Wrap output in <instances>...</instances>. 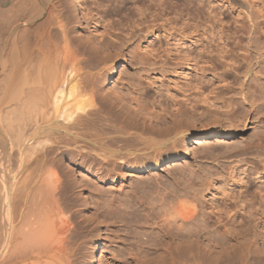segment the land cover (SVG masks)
<instances>
[{
  "label": "bare ground",
  "instance_id": "bare-ground-1",
  "mask_svg": "<svg viewBox=\"0 0 264 264\" xmlns=\"http://www.w3.org/2000/svg\"><path fill=\"white\" fill-rule=\"evenodd\" d=\"M135 1L137 4H141V6L138 4L136 11L139 10V12L133 14L143 16L133 22L135 24L140 20L139 24L143 23L144 27H147V29L156 26L155 24H152L150 20L155 21L156 19H162L165 12H167V0ZM190 2L194 3L195 1L191 0ZM67 4L66 0H0V94L1 92H6L5 95H0V264H71L73 262H71V259L75 258L83 239L85 240L90 235L95 236V234L99 233L97 231H99L100 224L106 222V217L102 220L99 219L100 212L97 213V209L99 211V208L101 207L99 203L94 202L97 206V209L94 212L96 217H94V215H88L89 219L88 217H85L87 214L82 213V211L87 212L88 210L81 211L77 208L81 205L79 197L76 195L77 193H75V188H77V186L69 176H63L66 177L65 179L63 178V180H60V178L54 180V178L50 176H52L51 174L55 173V171L49 174L50 176L46 174L49 178L38 174L42 179L40 180L39 178L40 184L33 182L35 179L32 180V183L36 184L35 188L33 187L35 190L33 188L31 190H26L29 187V182L31 184V181H26L27 184H24L26 179L20 180V182L22 181L23 183L18 185L19 180L17 181V176L14 174L18 172L19 169H21L19 171H23V168L26 167L24 164L25 162H31L30 166H32V169L36 172L39 168L40 170L41 168L46 170L49 165L47 164L48 162H56L59 155L62 156L64 153H68L71 149L69 147L75 145L74 147H79L80 149H77L81 155L80 160L82 157L84 158L88 156L92 157L93 160H98L97 162L101 161V164L103 163L105 165H101L103 167L99 169L96 168V176L99 178L101 175L103 176V174L110 176L115 173L117 170L115 167L117 166H128L132 172L134 170L146 171L149 165V160H152L153 163L155 162L157 165L163 162L167 159L169 150L175 148L180 141L175 137L188 131L189 126L195 127L196 125L195 122L186 121L188 128H185V126H183L185 119L177 118L179 121L177 120V122L175 120V123L172 121L173 123L171 124L173 125H169L170 127H158L163 124L161 122H165L166 117L164 115L157 113L156 111L144 112L145 110H143L144 108L140 103L138 104L139 106L137 105L138 111H132V108H130L131 106H125V101L122 100L123 96L121 97L117 94L109 99L105 98L106 96L101 95L103 99L105 98V101H108L106 104L107 107H104L103 105H100L102 103L101 101L100 104L98 103L97 98L100 96V93L96 88V84L93 81L92 83L91 80L87 81L88 77L85 78L87 81L86 83L83 78L84 85L81 83L82 81L80 83L78 82V84H76V81V83H72L67 89V85L71 83L69 73L73 72V64L75 60L80 57L77 56L78 54H80L81 57L84 56V60L83 58V61L80 60L81 62L85 61L84 66H87L88 68L90 67V69L96 68L102 63L113 60L111 52L114 45H120L123 47L125 44L127 45V43L131 42L130 40L134 39V35L136 34H133V29H130L126 34H122L124 31L121 29L119 31L122 32L118 33L116 29H120V27L114 28L109 25L106 28V33L108 34L107 39H100L98 37L96 38V40L98 39V42L95 43V47L91 44L87 45L88 43L86 41H88V39L85 40L81 35L77 36L71 33L74 30L71 31L72 27L70 28L69 25L73 22L74 16L71 14V8H69ZM83 4L82 0H78L77 7L80 5L83 8ZM215 17L216 15L212 18ZM144 22L151 23L152 25L146 24V26ZM158 25H160V23ZM211 25L213 26V24ZM260 29L255 22H253V24L249 23L248 25L243 23L235 32L226 35L227 39H230L232 34L237 35V40L235 38L236 41L233 42L231 47L228 46L229 40L227 43L222 37L223 35H219V38H223L225 41L224 44L221 46L215 45L208 50L210 53H212V51H218L217 60L219 59V62L222 58L229 59L231 61L229 66H231L232 71L237 76L239 73L242 74L244 80L240 83L237 82L239 83V86L236 87L235 84L231 85L229 82L225 83L224 86L226 91H235V93L229 97V102L225 104L227 107H231L228 111L229 114L227 113L229 116L226 117L225 120L215 115L212 116L213 119L209 120L206 124H201V129L204 131L203 137L214 134L226 138L236 129V123H238L237 126L243 125L245 119L251 113L254 114L253 116L255 119H262V116L264 115V28L262 30ZM212 35L215 36L216 34L212 32ZM244 35H247V38ZM209 39L212 38L210 37ZM211 41L212 40H210V42ZM209 47H211V45ZM135 48L137 47L135 46ZM100 49H104L106 55L101 57L99 53ZM205 49L207 50V48ZM134 53H136V50L133 54ZM198 54L200 53L198 52ZM115 55L117 56V60L120 59L122 55L121 51H117ZM135 55H131L132 57L134 56L132 60L138 57ZM141 56L143 57V55ZM197 56L195 57L198 58L199 56ZM211 57L213 56L210 55L209 58ZM196 58L194 61H196L197 64L198 59ZM187 59L190 61V59L193 58L188 57ZM208 59L205 61L207 63L209 61L211 62L212 58ZM72 60H74L73 63L71 62ZM140 60L145 62L144 60L146 59L143 57L142 59L140 58ZM202 60L203 58H201L200 61ZM217 60H214V63L217 64ZM143 62L139 63L146 64ZM68 63H71L70 67L67 66ZM221 64L223 65V62H221L220 65ZM104 66L106 65L104 64ZM67 73L68 75L66 77L65 75ZM248 75L251 76L245 83V77ZM62 76H65L66 79L63 80L64 78L62 79ZM222 81H225V77L219 79V83ZM64 84L65 86H63ZM217 88L219 87L217 86ZM87 93H89V97L87 96ZM76 95L77 100L73 101L75 102L74 105H71L73 108L71 110L68 109L70 111L66 110V113H64L65 110H63V114H59L60 103L66 97H74ZM225 98L224 94L219 91L216 97L214 96L213 98L215 100L210 98L213 103L208 100L209 98L205 97H203V101H208L210 104L216 105L215 102L220 103V101ZM99 99L104 101L101 98ZM131 99L132 100H129L130 103H132L133 100L134 102L138 100V98H135L134 96ZM179 100L176 101L177 107L173 111L177 115L175 116L179 117L183 114H187L188 116L189 114V117L196 118L195 114L199 112H197L199 105H195L197 100L195 101V104L192 106L190 105L191 107L186 105L187 101H185V105H183L182 100ZM200 101H202V99H200ZM118 103H121V106H119L120 104ZM122 103H124V105H122ZM51 106L52 108L50 109ZM183 106L185 108H183ZM210 110L211 108L204 107L199 114L200 116L205 113L209 114ZM216 111L219 112L218 109H216ZM58 115H64V117L62 116V119L65 122L56 119ZM147 118L150 120L155 118L158 123L156 124V122H154L155 124H153L151 122L148 124L146 122ZM71 120H73L72 123H70ZM260 134L255 138L253 137L249 139L245 145L238 148H232L230 151L228 150L227 152H229L230 157L256 152L257 154L255 157L248 156L246 159L252 165H255V168L259 167L257 165H260V162L264 161V158L261 159V157L259 158L258 156L261 154L264 155V134ZM170 139H174L171 147L163 149L161 147L162 144ZM79 140L81 142L83 141V143H79ZM152 149H155L154 155H147L144 157L134 154L136 152H148ZM52 153L53 156L49 157ZM11 156L15 157V161L17 159L16 162H12V165L15 163V167L10 166L11 163L9 162L12 161ZM40 170L39 172H41ZM49 171L48 173H50ZM117 173L120 172H116V174ZM130 175L134 174L131 173ZM35 177H37L36 174ZM244 178H242V180ZM131 179H134V176H132ZM142 180H139L138 184H136L137 182L135 184L133 183V190L131 189L130 193H133V191L135 193V190H137L147 194V190L151 185L144 181L146 180L145 178L143 181ZM243 181H245L246 184V180L244 179ZM247 181L249 182V179ZM160 182L162 181H159V184H161ZM37 183H39V181ZM23 184L26 186L25 190L23 189ZM98 189H100V187ZM163 189L165 190V188ZM158 192L157 195L159 194V200L161 199L160 202L162 205L160 208H163V213L160 212L163 214L162 217H158V219L160 218V222H162L161 228H163V235L157 232L159 237H161L158 238L157 235L155 240L153 239L155 237L150 240L151 238L145 236L146 239H144V242L138 238L142 244L144 243L147 245H145L146 247H141L147 250L145 251L146 254L150 250H152V252L150 251L151 253L149 252L150 254L147 257L142 251L143 249L141 250V248H139L138 253L142 251L143 255L141 256L144 257L141 258V256L137 254L140 256L141 260L136 259L138 261L134 262L136 264H183L185 259L186 262L189 260L195 261L196 256L198 255L195 240L190 238L188 241L186 240L187 236L185 235H194V233L198 234L200 231L195 230L194 233H191L193 230L192 228L195 226L193 220L195 217L197 218L195 214L197 206H190L188 208L187 205L186 208L184 203L187 200L182 204L183 201H181L179 197L180 195H177L178 197H176V200L175 198L169 200L166 198L167 196H165V192ZM125 195L126 198L129 197L127 193ZM118 196L123 197L122 195ZM115 198L117 197H114L113 200H115ZM143 198L144 200L139 198L142 199L139 200L142 203L146 202L147 204L148 200H150H145V195H143ZM119 200L121 201V199ZM122 200L126 199L122 198ZM126 202L128 203V201ZM122 203L124 202L122 201ZM149 203L151 204L150 201ZM107 204L109 211H111L110 208L113 209L112 205L110 206V202ZM195 205L196 204H194V206ZM150 206L154 207V205ZM101 209L104 210V208ZM105 211L102 212L104 213ZM67 212H70V214L68 215ZM105 215L106 214L103 216ZM148 217H151V215ZM170 219L173 220L171 221ZM209 219L210 217H207L204 221L207 223L210 221ZM219 219L220 218H218V220ZM186 221H192L191 223H194L192 224V226H194L190 228L191 232L189 231L187 234L185 231L183 232L184 228L187 229L188 226L185 225ZM222 221L220 223H222ZM223 225L227 226V223L225 222ZM204 226L206 225L204 224ZM145 231L147 232V229ZM144 234L146 233H143V238ZM168 236L171 237H169L172 240H170L171 242L166 241ZM191 236L192 235L189 237ZM79 239L82 240L80 241ZM191 240H194V242H191ZM74 245L76 246L74 247ZM153 246H156L157 249H155L156 247L152 249ZM71 256H73V258H71ZM139 256L137 258H139ZM252 259L254 261H259L256 257H253Z\"/></svg>",
  "mask_w": 264,
  "mask_h": 264
},
{
  "label": "rangeland",
  "instance_id": "rangeland-1",
  "mask_svg": "<svg viewBox=\"0 0 264 264\" xmlns=\"http://www.w3.org/2000/svg\"><path fill=\"white\" fill-rule=\"evenodd\" d=\"M82 1L84 3L83 8L80 5L77 7L78 0H66L68 3L67 6L71 8V14L74 16L73 22L69 25L70 28L72 27L71 31L74 30V33H71L77 36L81 35V37L85 38V40L88 39V41H86L88 43L87 45L91 44L93 47H95V43L98 42V39L96 40V38L98 37L100 39H107L108 34L106 33V28L109 25L113 26L114 28L120 27V29H116L118 33L124 31L122 34H126L128 31H130V29H133V34H136L134 35V39L130 40L131 42L127 43V45L125 44L123 47L120 45H114V48L111 52V56H114H112L113 60L102 63L96 68L90 69V67L88 68L87 66H84L85 61H80L84 56L81 57V55L78 54L77 56H80L81 58L79 57V59L75 60V62L74 60L71 61L72 63L74 62V69L72 73H69L68 71L71 83L67 85V89L72 83H76V81V84H78V82L80 83L81 81L83 84L84 82L86 83L88 80H91V82L93 81L96 84V88L100 93V96L97 98L98 103L100 104L101 101L102 103L100 105H103L104 107H107L106 104L108 102L107 100L105 101V98L109 99L113 95L117 94L121 97H124H122V100L125 101H123L125 106H131L130 108H132V111H138V104L140 103V105L144 108L143 110H145L144 112L156 111L157 113L164 115L166 120L165 122H161L164 125L159 123L161 126L158 127L164 128L165 126L173 125L171 123H173L175 120L177 121L178 119H185V123H183L185 128H188L186 121L195 122L196 125L195 127L189 126L188 131L175 137L180 141L175 148L169 150L167 159H165L163 162L157 165L155 162L153 163L152 160H149V165L146 171L134 170L132 172L128 166H117L115 167L117 170L115 173L111 174L112 176L110 175L111 177L107 174H103V176L101 175L99 178L96 176L97 169L103 167L101 165L104 164H101V161L97 162L98 160H93L92 157L88 156L84 158L82 157L80 160L81 155L79 154V147H74L75 145H71L69 148H73L72 150L70 149L68 153L66 152L62 156H58V159L61 160L57 159V161L54 163L48 162L47 164L50 166L48 165L47 168L44 166L46 170L44 168H41L40 170L39 168L42 173L39 172L38 169L37 172L34 171L32 166H30L31 162L24 163L26 167L24 166L25 168H23L22 172L19 171L21 170L19 169L15 174L11 173L17 176V181L19 180L20 183H18V185L23 183L22 181L20 182V180L26 179L24 184H27V182L31 181V184L29 182V187L27 186L28 188L26 190H31L33 187L35 188L36 184H40V180L42 179L40 176H47L54 171L55 173L51 174L52 176L49 175L50 177L54 178V180L56 178L63 180V178H66L63 176H69L77 186V188H75V193H77L76 195L79 197V202L81 204L80 207L77 208L81 211L88 210L87 212L82 211L83 214H87L85 217H88V219L91 215L96 217L94 214L97 209L95 203L100 204L101 207H98L99 211L97 209V213L100 212V220L106 217V222L100 224L98 229L99 231H97L99 233L95 234V236L90 235L85 240L83 239L81 247L77 251L80 253H77L76 256L74 255L75 258L71 256V258L74 259H71V262L73 261L71 264H136V261L139 259L141 260V258L144 257L141 255H143V252L146 254L145 251H147L145 248H141L146 245L144 243L142 244L141 242H144V239H146L145 236L151 238L150 240L155 237L153 238L155 240L157 235L158 238L161 237H159L158 233L163 235V228H161L162 222H160V218L163 215L161 214L163 213V208H160L162 205L160 202L161 199L159 200L160 196L159 194L157 195V193H159L158 191L163 193L165 192L164 194L169 200H173L174 198L176 200V197L180 195L179 197L181 201H183L182 204L185 200H187L184 203L186 208L187 205L188 208L190 206H197L195 212L197 218L195 217L193 220L195 224L191 223L192 221H186L185 225L189 226V230L187 226V229L184 228L183 232L185 231L186 234L187 232L189 233L190 228L194 225L195 226L192 228L193 230L191 229L192 232L190 231L191 233H194L195 230H200L198 234H190L192 235L191 237H189L190 235H185L187 236L186 240L189 241L190 238L195 240L198 250L196 259L198 260L195 259V261H193L187 259L189 261L186 262L185 259L186 263L184 262L183 264H194L195 262V264H264V161L260 162V165H257L259 167L255 168V165H252L250 162H248L246 158L248 156L255 157L257 154L256 152L241 154L233 157H230L229 152H227L232 148H238L245 145L249 139L257 137L260 133L264 134V115L262 116V119H255L253 116L254 114L251 113L245 119L243 125L237 126L238 123H236V129L233 130V133L228 135L226 138L219 137L218 135L214 134L203 137L204 131L201 129V124H206L209 122V120L213 119L212 116L216 115L221 119L226 120V117L229 116L228 111L231 109V107H227L225 104L229 102V97L233 95L235 91H226L224 85L225 83L229 82L231 85L235 84L236 87L239 86V83L242 80H244L242 74L239 73L237 76L232 71L231 66H229L231 63L229 59L222 58L219 62V59L217 60L218 51H212V53H210L208 50H210L215 45L221 46L225 41L228 43V40V46L231 47L233 42L237 40V35L232 34L230 39H227L226 35L231 32H235L237 28L243 23L248 25L249 23L253 24V22H255L259 29L261 28L260 30H262L264 28V0H194V3H191V0H167L168 7L166 9L167 12H165V15H163L164 17L159 20L156 19L155 21L150 20V22L156 26L150 27L149 29L144 27L143 23L139 24L140 20H138L135 24L133 22L134 20L140 19L142 18L141 16H143L133 14L135 12H139V10L136 11V7H138L139 3L137 4L135 0ZM139 5L141 6V4ZM215 15L216 17L212 18ZM156 22L158 24L160 23V25H158ZM144 23L145 25H152L151 23ZM211 24H213V26ZM121 29L122 31H119ZM212 32H214L216 35H212ZM219 35H223L222 37L225 41L223 38L220 39ZM244 36L247 38V35ZM210 37L212 39H209ZM210 40H212V43ZM208 45H211V47ZM135 46L137 48H135ZM205 48H207V50ZM132 50L133 52L136 50L137 54H133V52L131 53ZM117 51H121L122 54L121 58L118 60L117 56L115 55ZM198 52L200 54H198ZM99 53L101 57L106 55V51L104 49H100ZM209 54L213 56L211 57L212 59L209 58ZM131 55L138 57L132 60L134 56L132 57ZM141 55H143V57L146 59L144 60L145 62L140 60V58H143ZM188 57L193 59H190L189 61V59H187ZM200 57L203 58L202 61H200ZM195 58L198 59L197 64L196 61H194ZM208 58L211 59V62L209 61L207 63L205 60ZM214 60H217V64L214 63ZM139 62L146 64H140ZM221 62H223V65H220ZM68 64L67 66L70 67L71 63ZM104 64L106 66H104ZM68 73L65 75L66 77ZM65 76H62V79L64 78L63 80L66 79ZM250 76L251 75L245 77V83ZM86 77H88L87 81L85 79ZM221 77H225V81H222L224 84L222 82L219 83V79ZM216 85L219 88H217ZM63 86H65V84ZM219 91L222 92L226 97L224 100L220 101V103L215 102L216 105H212L208 101H203V97H205L209 98L208 100L213 103L211 100L214 98V96L216 97ZM5 94L6 92H1L0 95ZM87 94L89 97V93ZM101 95L106 97L103 99ZM133 96L138 98V100L135 102L133 100L132 104L129 102V100H132L131 98ZM99 98L103 99L104 101L100 100ZM187 98L192 103L189 102ZM200 99H202V101H200ZM76 100L77 95L74 97H66L60 103L59 114H63V110H65L64 113H66V110L68 109L71 110L73 108L71 105H74L75 102L73 101ZM178 100H182L183 105H185V101H187L186 105L189 106L195 104V101L197 100L195 105H199V108L197 107V112L199 111L200 113L204 107L211 108V110L209 111V114L205 113L201 116L198 112L195 114L196 118L189 117V114L188 116L187 114H183L180 116L178 115L179 117H176L177 115L173 111L177 107L176 101ZM124 103H122V105H124ZM118 104L121 106V103ZM2 105L5 106L4 104ZM51 108L52 106L50 109ZM183 108L185 107L183 106ZM215 108L218 109L219 112H217ZM59 116L60 115H58L56 119H60V121L63 122L64 120L62 119V116L64 117V115H61L60 117ZM72 121L73 120H71L70 123H72ZM146 122L148 124L151 122L153 124H155L154 122H156V124L158 123L157 119L155 118H152V120L147 118ZM173 140H167L162 144L161 147L163 149L166 147H171ZM79 143H83V141H80ZM154 153L155 149H152L148 152H136L134 154L146 157L147 155H154ZM14 156H11L12 161L10 160L11 162H9L11 163L10 166L12 167H15V163H13V166L12 162L17 161V159L16 161L14 159L16 156ZM50 156H53V153L49 155V157ZM258 156L259 158L261 157V159L264 158L263 154ZM48 171L50 173H48ZM116 172L120 173L116 174ZM131 173L134 175H130ZM35 174L37 177H35ZM38 174L40 176H38ZM54 174H57L58 176L56 175L55 177ZM132 176H134V179H131ZM142 178L143 180L145 178L146 180L144 181L151 185L147 190L148 192H151L144 194V192L135 190V193L134 191L133 193H130L131 189L133 190V183L135 184L137 182L136 184H138V181H141ZM242 178L246 180V184ZM248 179L249 182L247 181ZM32 180H34L33 182L36 184L32 183ZM38 181L39 183H37ZM159 181H162L163 183L160 182L161 184H159ZM97 187H100V189ZM244 187H248L246 188L247 190ZM25 188L26 186H24L23 189L25 190ZM163 188H165V190ZM124 191L127 193V195H129V197H127L128 199L126 198V193ZM118 195H122L123 197ZM143 195L146 196L145 200L150 199L148 200L147 204L146 202H143V204L141 201H139L142 199L144 200ZM113 196L117 198L113 200ZM122 198L126 200H122ZM119 199H121V201ZM108 201L110 202V206L112 205L114 211L111 208V211H109L107 204L109 203ZM122 201L124 203H122ZM126 201H128V203ZM148 204L154 205V207ZM194 204L196 205L194 206ZM101 208H104V210ZM102 211L105 212L103 213ZM147 212L148 216L151 215V217L147 216ZM69 214L70 212L68 215ZM104 214L107 216H103ZM158 217L160 218L158 219ZM207 217H210V221L206 223L204 219ZM218 218L220 219L218 220ZM170 220L172 221L173 219ZM221 221L222 223H220ZM225 222L227 223V226L223 225ZM192 224L194 225L192 226ZM204 224L206 226H204ZM146 229L149 233L145 231ZM143 233H146L144 234V238ZM169 237L170 236L166 238V241L171 240V237ZM138 238H140L141 241ZM79 240L81 241L82 239ZM194 240H191V242H194ZM75 246L76 245H74V247ZM154 247L156 246H153L152 249H154ZM139 248H141V250L143 249V252L140 251L142 253H138ZM155 249H157V247ZM150 251L152 252V250ZM149 252L146 254L147 257L151 253ZM137 254H139L141 258ZM138 256L139 258H137ZM253 257H256L257 260L259 259V261H254L252 259Z\"/></svg>",
  "mask_w": 264,
  "mask_h": 264
}]
</instances>
